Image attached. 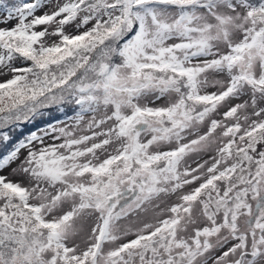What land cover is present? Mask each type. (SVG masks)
Wrapping results in <instances>:
<instances>
[{
	"label": "snow or ice",
	"instance_id": "obj_1",
	"mask_svg": "<svg viewBox=\"0 0 264 264\" xmlns=\"http://www.w3.org/2000/svg\"><path fill=\"white\" fill-rule=\"evenodd\" d=\"M0 11V264H264V0Z\"/></svg>",
	"mask_w": 264,
	"mask_h": 264
},
{
	"label": "rangeland",
	"instance_id": "obj_2",
	"mask_svg": "<svg viewBox=\"0 0 264 264\" xmlns=\"http://www.w3.org/2000/svg\"><path fill=\"white\" fill-rule=\"evenodd\" d=\"M3 15L4 13L2 11H0V19L3 18ZM15 23V21L12 22V24H7V25H4V24H0V27H12V25ZM28 128V127H27ZM29 130L26 131V129H24V132L23 133H19L17 134L16 136V139H19L20 136L24 135V133L28 132V131H31L32 129L31 128H28ZM0 155H3V152H0ZM24 155H26V153L22 152L21 153V160L23 159ZM19 163V161H17L16 163H14L11 168L9 169H5L4 172H0V175H6V176H9L10 179H13V180H16L18 179V177H15V176H11L10 173H11V169L12 168H15L17 167V164Z\"/></svg>",
	"mask_w": 264,
	"mask_h": 264
},
{
	"label": "trees",
	"instance_id": "obj_3",
	"mask_svg": "<svg viewBox=\"0 0 264 264\" xmlns=\"http://www.w3.org/2000/svg\"><path fill=\"white\" fill-rule=\"evenodd\" d=\"M9 3L13 2V0H8ZM26 131L29 130L27 127L25 128Z\"/></svg>",
	"mask_w": 264,
	"mask_h": 264
}]
</instances>
